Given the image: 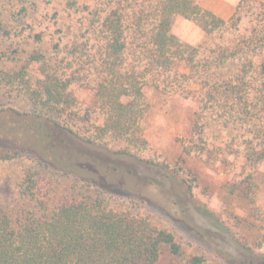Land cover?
Instances as JSON below:
<instances>
[{
  "label": "rangeland",
  "instance_id": "obj_1",
  "mask_svg": "<svg viewBox=\"0 0 264 264\" xmlns=\"http://www.w3.org/2000/svg\"><path fill=\"white\" fill-rule=\"evenodd\" d=\"M94 1L78 0L79 8H75L68 0H0V147H14L28 139L22 130L28 118L24 113L33 117L36 111L45 113L48 109L31 95L43 77V61L28 63L31 55L39 52L53 70L64 77H77L70 86L76 105L59 120L62 127L71 128L85 142L83 148L89 154L103 162L98 167H87V174L96 177L95 184L33 158L0 161V202L14 221L21 219L26 210L43 214L35 198L21 193L25 172L38 170L58 186V196L68 202L84 195L99 197L115 210L130 211L173 232L184 253L175 256L166 250L158 264H189V258L195 255L204 258L202 264H264V160L255 162L250 158V150L264 131V115L255 124L238 120L232 115L236 108L231 110L230 104L206 105L199 82H193L189 90H176L164 86V75L151 76L145 87L141 120L144 142L103 133L106 115L95 94L100 78L99 56L97 41L89 30L87 9L88 5L93 8ZM196 1L226 19L241 2ZM256 3L242 2L238 9L242 18L239 32L246 33L253 27ZM172 32L184 43L209 51L233 38L227 31L209 35L195 20L183 16L175 18ZM25 67L27 73L19 76ZM240 68L238 58L230 59L213 67V78L232 79ZM184 71L190 73L188 68ZM58 132L62 138L71 135L63 128ZM88 139L95 142L88 144ZM126 149L129 154L119 152ZM157 165L178 172L186 185L192 186L195 200L211 209L234 239L249 247L250 254L238 249L214 218L182 200L184 216L192 225L185 221L173 200L158 192V184L171 185ZM52 211L46 210L47 215Z\"/></svg>",
  "mask_w": 264,
  "mask_h": 264
},
{
  "label": "trees",
  "instance_id": "obj_2",
  "mask_svg": "<svg viewBox=\"0 0 264 264\" xmlns=\"http://www.w3.org/2000/svg\"><path fill=\"white\" fill-rule=\"evenodd\" d=\"M245 1L256 3L241 0L238 9ZM68 4L79 8L78 0H68ZM93 4V8L88 5L87 9L89 30L97 41L99 56L100 78L95 94L106 115L103 133L129 142L143 141L145 87L151 76L164 75V86L176 90H189L193 82H199L206 105L230 104L231 110L236 108L232 115L238 120L255 124L264 115V3L254 5L257 15L246 33L239 32L242 18L238 9L226 19L196 0H149L148 5L136 0H95ZM177 16L195 20L209 35L227 31L233 38L210 51L184 43L172 32ZM233 58L241 61L237 76L214 80L213 67ZM44 60L45 55L37 52L28 64L43 61V77L31 95L48 109L45 113L36 111L33 117L24 113L28 118L22 130L28 139L14 147H0V161L33 158L64 174H75L98 184L96 177L86 170L103 162L89 154L83 148L85 142L71 128L62 127L59 120L76 105L70 86L77 77H64ZM26 67L18 72L19 76L24 77ZM187 68L190 73L184 71ZM58 128L69 130L71 135L59 137ZM262 132L261 140L250 150V158L255 162L264 160ZM88 140V144L95 142ZM119 152L130 153L129 149ZM157 166L171 185L158 184V192L173 200L185 221L192 225L184 216L182 200L223 227L211 209L195 200L192 186L186 185L178 172H170L166 165ZM21 193L35 198L43 214L26 210L21 219L14 221L0 202V264H158L166 250L175 256L184 253L173 232L158 228L145 217L115 210L91 195L68 202L58 196V186L38 170L25 172ZM51 208L52 214L47 215L46 210ZM224 231L238 249L250 254L249 247L240 244L226 228ZM188 262L202 264L204 258L195 255Z\"/></svg>",
  "mask_w": 264,
  "mask_h": 264
}]
</instances>
